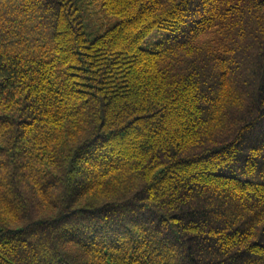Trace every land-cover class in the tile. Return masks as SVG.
Here are the masks:
<instances>
[{
	"label": "trees",
	"instance_id": "trees-1",
	"mask_svg": "<svg viewBox=\"0 0 264 264\" xmlns=\"http://www.w3.org/2000/svg\"><path fill=\"white\" fill-rule=\"evenodd\" d=\"M0 264H264V0H0Z\"/></svg>",
	"mask_w": 264,
	"mask_h": 264
},
{
	"label": "rangeland",
	"instance_id": "rangeland-1",
	"mask_svg": "<svg viewBox=\"0 0 264 264\" xmlns=\"http://www.w3.org/2000/svg\"><path fill=\"white\" fill-rule=\"evenodd\" d=\"M114 19H106L102 17L101 15H96V17L93 19V23L91 24V29L88 31L89 36H93L95 31H99L100 28L105 26L106 24L114 23Z\"/></svg>",
	"mask_w": 264,
	"mask_h": 264
}]
</instances>
